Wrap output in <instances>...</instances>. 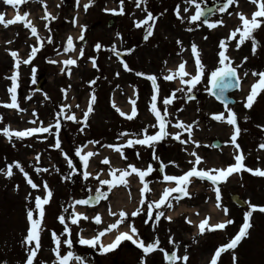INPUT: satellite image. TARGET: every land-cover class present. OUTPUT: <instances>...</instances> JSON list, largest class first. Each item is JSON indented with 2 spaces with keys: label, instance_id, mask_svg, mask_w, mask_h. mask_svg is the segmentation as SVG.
I'll use <instances>...</instances> for the list:
<instances>
[{
  "label": "rangeland",
  "instance_id": "374dc122",
  "mask_svg": "<svg viewBox=\"0 0 264 264\" xmlns=\"http://www.w3.org/2000/svg\"><path fill=\"white\" fill-rule=\"evenodd\" d=\"M209 1L214 0H196V6L197 4L201 6ZM85 4H88V0H79V5H77V0H27L26 3L20 4H7L5 0H0V13L4 14L5 20H14L17 14L23 15L27 12L29 15L25 19L30 20L32 25L37 28V35H33L31 28L26 27L23 21H17L7 27L0 22V117H2L0 129L10 127L12 130L21 131L39 127L41 122H43V126L53 125L51 132L34 133L24 138L13 136L11 140L3 132H0V169L7 171V166L13 165L11 177L0 172V264H5V262L6 264H26L28 250L35 244L33 242L32 245H29L25 242L29 227L27 212L29 209L35 210L37 195L42 198L46 195V190L43 187L45 182L52 190L53 195L51 201L44 205L42 246L34 264H53V261L59 264L53 251L56 247L52 237L53 231L61 238V255H66L69 250L84 258L83 262L73 258L69 264H141L142 257L145 258L146 264H167L164 253L169 254L173 251L180 256H183L186 251L189 257L187 264H210L214 248L225 244L231 238V231L234 233L241 218L242 210L232 204L230 195L240 194L242 196L244 192H247L250 197L254 196L255 203L264 204V192L261 193L258 188L264 187L263 185L258 186L263 184L264 180L251 178L241 173L238 177L224 182L220 187V203L229 209L227 215L222 207L217 206L215 187L199 179H191V183L187 186L190 196L172 193L169 198L172 207L162 205L159 209L154 208L152 219H149L147 215V204L158 200L165 188L176 187L175 181H165L163 177L164 175H183L190 170L193 167L192 162L195 160L193 152L203 158L197 165L198 170L226 169L236 163L235 156L238 149L230 142L231 126L227 129L223 124L224 120L214 119L213 113H221L224 110L210 99L204 91L205 85L203 84L205 75H210L212 70L221 66L218 62H213L214 52L209 51V48L212 46L218 50L217 58L219 59L220 41L226 36L228 37V32L226 35L227 30L218 31L217 29L211 33L203 26L197 28L198 34L193 41L197 44L202 63L205 65L204 75L201 79L203 81L195 87L186 84L184 87H179L180 84L173 82V80L182 82L178 75H175L172 82L165 79L170 74L169 68L174 67L173 65L179 61L176 59L179 41L176 32L180 21L176 20L178 24L176 22L170 24L167 14H165L166 10L178 4V0H165L163 5L162 0H147V3L141 4L140 7L136 6L137 0H124V10L137 18L135 22L142 18V15L146 13L144 9L147 8L148 11H153L156 17L160 14L163 15L162 22L175 34L169 36L160 27L153 30L152 39L144 45V53L141 55V50L134 51L135 55L132 56L131 62H128L133 71L132 74H128L119 62L110 61L114 58L112 47L126 48L128 45L127 35L131 34L129 31L131 19L129 24L125 22L117 27L119 29L128 25L127 28L124 27L118 32L120 35L122 34V37L107 26L113 12L105 9H117L118 12L121 6L120 0H94L87 10L84 8ZM236 4L237 15L243 12L250 18L251 14L257 10V5L251 0H239ZM45 7L47 13L56 16L55 20H52L51 16L47 20L42 18L47 14ZM258 19L264 21V17ZM227 24H229L228 21ZM238 26H242L239 15L233 26L228 27V30H234ZM132 28L135 27L132 26ZM145 29L142 28L140 32H137L139 38L145 34ZM134 31L137 30L134 29ZM81 34L84 36L83 40L79 39ZM133 34L136 35V33ZM239 35L240 33H237V36L232 39L235 40L233 47L235 50L238 49L236 39H239ZM253 35L256 40H261V37L264 40V23L254 30ZM37 36L40 37L39 40ZM49 36L52 37L51 42L47 39ZM69 36L72 37L75 47L73 50L64 51ZM232 40L226 41L227 49H229ZM97 43L102 45L99 50L95 48ZM244 44L245 47H243ZM33 47H37L38 51L31 62L27 64L21 62L18 69L16 96L20 108L24 109V111H20L7 106L11 103L9 91L13 85L11 77L17 71L16 61L11 55V51H17L20 60L23 61L31 54ZM239 48L243 49L244 58L247 57V60L234 62L239 65L238 69L243 73L242 82L244 83L243 90L234 95V99H236L234 109L244 105L252 85L259 79L252 72L264 71V62H261L264 59V46L260 49L256 47V51L253 53L252 39L248 38ZM80 49L84 51L83 56L79 54ZM190 53L193 52L189 51L185 58H190ZM169 57H172L173 62H166ZM69 58L76 59V64L65 65L64 61ZM94 62L95 66H93ZM188 63L194 65L195 71L187 67ZM185 66L188 72L196 73L195 62H187ZM62 68L65 71L62 72ZM69 68L71 74L67 70ZM171 70L172 74H175L176 69ZM140 72L156 76L159 93L155 103L162 115H165L164 98L175 93V98L167 105L165 119L169 123L166 125V130L168 133L179 132L180 140L175 139L172 135H167L162 140L155 142L152 147L140 144L128 146L126 144L128 138L121 136L122 133H125L126 128L122 129L120 123L126 120V116H121L113 107V101L116 100L115 97L117 100H122L121 103L116 102L115 104L128 113L126 98L130 95L134 96V90H137L134 97L138 99L139 111L134 118L135 122L131 123L133 126L130 130L131 138H142L144 129H147L148 134L159 131L155 114L151 110L154 89L144 77L137 78L136 74ZM244 72H247L248 75L244 76ZM41 77H46L48 83L39 94L35 87ZM186 79H190V77L187 76ZM90 81H95V83H90ZM93 92L97 97L93 105L94 111L89 114L85 122L84 113ZM192 94L197 95L198 99L194 102H187ZM66 104L71 107L64 109L65 112L63 111L57 117V113H60L62 106ZM256 106L264 107V94ZM73 113L77 117L75 121L65 119L63 122L66 115ZM57 118L60 121L58 131L61 141L60 148L51 147L56 142L55 121ZM178 120L192 125L191 134L176 127ZM152 125L157 126L152 127ZM66 135H68L67 139ZM190 135L191 139H189ZM215 139L222 142V148L215 149L213 147ZM89 141H99V144L89 143ZM181 141L188 142L182 143ZM192 141H197L198 144H194ZM72 143H75L73 149ZM81 144L86 147H82ZM109 144L121 145L123 155L106 147ZM78 145L81 148V155L88 151L97 153L89 158L86 170L92 175L87 179L83 176V161L78 159L80 155L76 153ZM8 149L14 150L15 153L8 155ZM64 153H67L68 156L66 157ZM154 153L159 159L154 158ZM38 154L39 160H37ZM261 156L246 154L247 165L258 168L260 166L258 163L264 159V156ZM105 157L109 159L110 163L103 162ZM69 159L75 166V171L70 166ZM77 160L80 161L82 168L77 164ZM170 161H174L175 164L169 163ZM16 162H19L32 180L40 185L39 188L31 187L24 173L16 167ZM129 164L142 170L151 164L154 169L145 177V182L148 183L151 191L143 193L146 198L144 205H140L143 183L136 173L125 178L128 181L127 186L119 183L100 184V180L113 179L112 169H128ZM160 166L164 169L162 175L159 174ZM43 169H47V171ZM128 171L131 172V169ZM97 174H99L98 178ZM213 174L215 173L213 172ZM116 175L118 178L119 172ZM71 193L73 194V205L66 203ZM94 193L102 197L99 206L88 208L75 203L78 200L88 199ZM29 194H31V198H28ZM177 196H181L179 202L174 199ZM138 207H142L143 211L137 216H131V213ZM109 208L112 212H116L117 216L110 215ZM120 210H124L129 216L124 223L119 225L118 229L101 237L105 245L108 243L106 240L108 236L118 234L122 229L129 230V225L134 224L145 243L154 241L158 236L161 242L159 247L164 251L157 249L145 256L141 248L137 245L131 246L127 240H124L117 250L113 249L107 254H103L99 251V245L94 248L79 243L80 236L91 238L115 222ZM158 211H163L165 215L160 217L157 222L154 217ZM178 211L180 212L178 213ZM195 211L196 213L193 214ZM75 213H83L88 219L81 216L78 223L73 224L71 217ZM97 214L101 215L99 224L93 220ZM60 215L65 216V224L71 229L70 234L64 232L65 225L61 224L58 219ZM167 216H171L172 219H166ZM206 216L211 217L210 224L229 219L234 222L227 224L224 229L208 230L206 228L205 232L201 234L198 225ZM186 217L192 223H188ZM34 218H38V210L34 211ZM169 237H172L175 243L170 242ZM70 238L73 241L71 248L63 242ZM233 251L236 254L235 264H264V215L255 216V227L249 237L239 248L223 252L218 264H234ZM172 264H184V262L175 261Z\"/></svg>",
  "mask_w": 264,
  "mask_h": 264
},
{
  "label": "snow or ice",
  "instance_id": "6c2138e0",
  "mask_svg": "<svg viewBox=\"0 0 264 264\" xmlns=\"http://www.w3.org/2000/svg\"><path fill=\"white\" fill-rule=\"evenodd\" d=\"M5 2L7 4H20V3H26L27 0H5ZM93 2H94V0H88V4L84 5L85 10H87V8ZM186 2L196 3V0H186ZM234 2L238 3L239 0H226V3L223 4L219 10L221 12L226 11L227 8L230 5H232ZM251 2L257 5V10L251 14L250 18L248 16H246L243 12L238 13L240 20L242 22V26H238L237 28L232 30L228 37L221 39V41H220L219 47L221 50L218 53V55H219L218 63L221 66L215 68V70H212L211 74H210V83L212 84L213 88L219 89V93L213 92L211 88L206 89V91H208L212 95L216 96V98L218 100H221L222 103L224 104V107L227 110L228 115L225 116L224 112L213 113V117L217 121L226 120V122L228 124L235 126L234 134L231 137V143H233L237 149H240V145L237 143V137H238L241 129L237 125V113L231 107H229L228 98L224 95V93H225L226 89L233 86V81H232L233 77H236L235 86L239 87V77L237 76V67H239V65L237 67H232V66H230V64L225 63L226 61H230V59H231L228 55H226V50L228 48V44L226 43V41L232 40L233 38H235L237 36V33H240L239 40L236 44V47L239 48L240 45L245 41V39L251 38L252 43H253V53H255L257 44L259 42L256 40L255 36L253 35V32H254V30L258 29L262 23H264V21L258 19V17H264V0H251ZM146 3H147V0H137L136 6L140 7L141 4H146ZM77 5H79V0H77ZM120 5L121 6L119 8V12L123 13L124 12V7H123L124 0H120ZM105 10L111 11L113 13L117 12V9H105ZM45 11L47 13L46 7H45ZM144 11H146V13H147L146 18L143 20L137 21L136 27H141L142 25H147V34L144 36V39L147 40L148 37L153 34V30L155 27L154 21L156 19H158V17H155L151 11L147 10V8H145ZM184 11L187 12L188 9L185 8ZM176 14L181 19H184L183 17L180 16V12L178 9H177ZM28 15H29V13L25 12L23 15L17 14L14 20H5L4 14L0 13V22L4 23L5 27H7L8 25L13 24L17 21H23L26 27L31 28L32 34L37 35V28L34 25H32L30 20L25 19V17H27ZM202 15H203V10L197 4L195 14H193L189 19H190V21L195 22V21L200 20ZM49 16H51L52 20L56 19V16L52 15L51 13H47L42 18L47 20ZM149 21H152L153 23H149ZM73 22L75 23V20ZM203 23L208 24V26L210 28H213L219 24H223L224 21L223 20H217L214 22H210L209 20L205 19L203 21ZM45 27H47V25H45ZM82 27H84V26H82ZM117 35H120V34L117 33ZM37 39L39 40L40 37L37 36ZM47 39L49 42H51L52 37L49 36ZM79 39L80 40L84 39L83 34H81ZM9 43H11V41H9ZM178 43H181V42L178 41ZM40 46L42 47L43 44L41 43ZM74 47L75 46L73 44V39L71 36H69V38L67 40V45H66L64 51L73 50ZM101 47H102V45L99 43H97L95 45V48L97 50H99ZM191 50L195 56L196 73L192 74V73L188 72L186 70V67H185L187 62L183 61L179 64L178 68L176 69L175 74H172V70L170 69L169 70L170 74L167 75L165 77V79L172 80L175 78V75H178L181 78L182 83H184L186 85H191L192 87H195L201 81V79L204 75L205 65L202 63L200 52H199L198 46L195 42L192 43ZM37 51H38V48L33 47L31 54L28 56V58L26 60H23V61L20 60L17 51H11V55L13 56V58L16 61L15 66H16L17 71L11 77V80L13 81V85L9 89V91L11 93V103L7 105L8 107L17 108L20 111H24V109L20 108V106L17 102V96H16V86H17L16 81H17V78L19 75L18 69H19L21 62H23L25 64L30 63ZM112 51L113 52L117 51L115 46L112 47ZM126 51L131 52V51H133V49H127ZM79 54H80V56L84 55L83 49H80ZM244 59L247 60V57H245ZM51 62L55 63L56 61H51ZM76 62H77L76 59L69 58V59L64 61V64L65 65H74V64H76ZM93 66H95V62L93 63ZM123 66L128 71L132 70L131 68H129L127 63H124ZM67 70H68L69 74H71V69L69 68ZM33 71H35V69H33ZM61 71L63 72V71H65V69L62 68ZM252 74L254 76H258L259 79L257 80L256 83H254L252 85L251 91H250L249 95L247 96V100H246V104H245V107H247V108L252 107L254 98L257 96V94L259 93L260 90L264 89V71H260V72L253 71ZM117 75H119V73H117ZM137 75L145 76L147 74L140 72V73H137ZM247 75H248V73L244 72V76H247ZM186 76L190 77V79H184V77H186ZM147 78L149 80H151L152 85H153V89H154V93L152 95L151 110L155 114L157 124L159 125V131L155 132L154 134H148L147 129H144L143 130L144 134H143L142 138H136V139L129 138L126 141V144L128 146H132L133 144H140V145H146V146L152 147L155 142L162 140L167 135H172L177 140L181 139V134L179 132L168 133L166 130V125L169 123V121H167L165 119V115L167 114V105L170 104L172 102V99L175 98V93H173L170 97L164 98L163 104H164L165 115H162L160 109L157 108V105L155 103L157 100L158 93H159V86L156 83L157 78L155 75H147ZM90 83L94 84L95 81H90ZM177 91H179V89H177ZM188 91H191V89H188ZM192 98L193 97H189V99H192ZM96 99H97V97L95 95V92H93L91 97H90V102L88 104L87 110L84 113L83 119L85 122L87 121L89 114L94 111L93 105L95 104ZM130 101L133 105L131 113H125L122 109H120L115 104V101H113V107L116 108V110L120 113L121 116H126L128 119H132L137 115L136 100L130 98ZM70 107L71 106L67 105V104L63 105L60 113H57V117H59V115L61 113H63L64 109H68ZM77 107H79V106L77 105ZM0 119H2V117H0ZM65 119L75 121L77 119V117L73 113L71 115H66ZM246 119H247V117H246ZM33 123H35V121H33ZM156 126L157 125H152V127H156ZM176 127L180 128L184 131H187L191 134V130H192L191 124H185L183 121L178 120L176 122ZM59 128H60V121L57 118L55 121L56 142L53 145H51V147H54V148H60L61 147V141H60L59 135H58ZM52 129H53V125L50 124L48 126H43V122H41V126H39V127L27 128V129H24L21 131H15V130H12L10 127H5L3 129H0V132H3V134L6 135L11 140V138L13 136H16L19 138H24L26 136H31L34 133L51 132ZM81 131H83V129H81ZM122 135H128V133H122ZM189 139H191V135L189 136ZM181 142L187 143L188 141H181ZM89 143L99 144V141H89ZM192 143L198 144L197 141H192ZM82 147H86V146H82ZM106 147L112 148V149L120 152L121 155H123L122 146L119 144H109V145H106ZM260 148H264V143L260 144ZM76 153H77V155H80V159L83 161V165L85 168L83 176L85 179H87L89 176L92 175V173H90L86 170L87 166H88L89 158L92 157L93 155H96L97 153H94L92 151H88L85 154L81 155V148H77ZM64 155L66 157L68 156L67 153H64ZM137 155H139V153H137ZM153 155H154L155 159H159V157L155 156V153ZM192 155L195 156V160L192 162L193 167L190 170L185 172L183 175H179V176H177V175H164L163 179L165 181H175L176 187L165 188L162 195L160 196V198L158 200H153L147 204V209H148L147 215H148L149 219L153 218L152 212H153L154 208L159 209V208H161L162 205H166L169 208L172 207V204H171L170 199H169L171 197L172 193H180L182 196H190L191 194L187 191V186L191 183V180H190L191 177H197L200 179L207 178V180L211 181L213 185H216L214 191L216 193L217 206L222 207L224 213L227 215L229 212V209L227 207L222 206L220 203V201H221V189L219 187L218 182L226 181L227 177L232 172L240 171L241 169H245V168L247 169V171L253 172L256 175L264 176V170H261L260 168H256V169L247 168V166L243 163L244 157H243L242 151L235 156L236 163L228 166L226 169L221 168V169H214V170H212V169H208V170L199 169L198 170L197 165H199L201 163L203 158L200 157L199 155H197L195 152H193ZM37 160H39V154L37 155ZM103 162L104 163H110V161L107 157H105ZM169 163L175 164L174 161H170ZM69 164H70V166L73 167V170L75 171V166L72 165V162L70 159H69ZM12 167H13V165L9 164L7 166V171H5L4 169H0V172H4L6 176L11 177L13 174ZM16 167H18L19 170L24 173L25 177L27 178V182L31 185V187L33 189L40 187V185L36 184L32 180V178L24 170L23 166L19 164V162H16ZM128 169H131V172H129ZM128 169H112L111 175H112L113 179L112 180H108V179L100 180V184L101 185H113L114 183H119V184H124L125 186H127L128 181L125 178L127 176H130L132 173H136V174H138L140 181L143 183V188L141 190L140 205H144L146 198L144 197L143 193L151 191V189L148 186V183L145 182V177L148 176L150 173H152L154 169H153L151 164H149V166L145 170L137 168L133 164H129ZM43 170L47 171V169H43ZM37 171H40V169H37ZM117 172H119L118 178L116 175ZM213 172L215 174H213ZM98 177H99V174H97V178ZM43 187L46 190V195L43 198L39 195H37L35 197V210H38V218H34V211H35L34 209H29L27 212V220L29 221V227L27 229V235L25 237V242L29 245H32L33 242H35V244L33 247H30L28 250V255L26 257V264H34V260L37 256V253L39 252V250L42 246L41 245V233L44 230L43 226H42L43 225V219L45 216L44 205L49 203V201L53 195L52 190L48 187L46 182L44 183ZM97 191L99 192V190H97ZM101 195H103V194H101ZM28 198H31V194H29ZM180 198H181V196L174 197V199H176L177 202H179ZM99 199H100V195L97 196V200H99ZM89 202L90 201L87 199L75 201V203H77V204H88ZM246 204L248 205L249 210L244 213V222L241 225L238 233L228 243L222 244L221 246H219L216 249L214 255L211 258L210 264H218V260L221 257V254L223 252H226L229 249L234 250L238 246V244L242 240V238H244L245 236L248 235V229L251 227L250 218L252 217V214L254 211L259 210L261 212H264V205L252 204L250 201H247ZM65 211H67V209H65ZM73 211L75 212V209H73ZM141 211H143V208L138 207L135 211H133L131 213V216H137V215H139V213ZM109 214L113 215V216H117V213L112 212L111 208H109ZM164 215L165 214L163 211H158L156 213L154 219L158 222L160 220V217H162ZM81 216H83L84 219H88V217L85 216L83 213H75L71 217L72 223L73 224L78 223V219ZM128 216H129V214L127 212H125L124 210H120L118 213V218L116 219L115 222L109 224L108 227L102 229L101 231L98 232L97 235H95L91 238H85L83 236H80L79 243L81 245H89V246L94 247V248L97 245H99V251L106 253L110 250L115 249L117 246H119L121 244L122 241L128 240V241H131L133 244H136L139 248H141L143 250V252L145 253V256L149 253H152L153 251H155L157 249H159L160 251L163 252L164 250L159 247L161 242H160V239L158 236L155 238L154 241L145 243V240L140 237L138 229L135 227L134 224L129 225V230L119 231L118 234L115 236V239L111 243L105 245L102 242L101 237H103L105 234L111 232L112 230L118 229L119 225L124 223ZM165 218L168 220L172 219L171 216H167ZM58 219H59L61 224L65 225L64 226V232L70 234L71 229L67 226V224H65V216L60 215L58 217ZM210 219H211L210 216H206L202 221H200L198 228H199V231L201 234H203L205 232L206 228L208 230L224 229L227 224H231L234 222L233 220L229 219V220H225V221L218 222L215 224H210L209 223ZM93 220L98 224L101 223V215L97 214L96 216L93 217ZM186 220L188 223H192V221L190 219H188L187 217H186ZM145 222L147 223V220ZM52 237H53V240L55 241V244H56V247L53 249V251L56 254V258H57V261L59 262V264H69V262L73 258H75L77 261L83 262L84 258L80 257L79 255H75L73 251H68L66 255H61V252H60L61 238L59 235H57V233L55 231L52 232ZM169 241L172 243H175V241L172 240V237H169ZM63 242L65 244H67L69 246V248H71L72 243H73V241L71 239H65ZM177 247H178V245H177ZM164 257L169 262L183 261L184 264H187V261L189 259L186 251H185V254L183 256L178 255L177 252H175V251L171 252L170 255L167 252H165ZM232 258H233V262L235 264L236 254L234 251L232 252ZM5 264H6V262H5ZM53 264H56V261H53ZM141 264H146L144 257L141 258Z\"/></svg>",
  "mask_w": 264,
  "mask_h": 264
},
{
  "label": "flooded vegetation",
  "instance_id": "af4514ba",
  "mask_svg": "<svg viewBox=\"0 0 264 264\" xmlns=\"http://www.w3.org/2000/svg\"><path fill=\"white\" fill-rule=\"evenodd\" d=\"M164 1L165 0H162V5L164 4ZM217 1H218L217 5H219L218 11L214 15V17H212V19H210L209 21L214 22V21H217L219 19V20H223L224 23L219 24L213 28H210L208 25L205 24L206 26H208L206 29L207 30L213 29V31H215L217 29H218V31L219 30H222V31L227 30L226 35L228 32V36H229L230 30H228V27L233 26L234 21L237 19V16H238L237 15V12H238L237 4L234 2L232 5H230L227 8L226 11L221 12L219 9L223 4L226 3V0H217ZM196 7H197L196 3H188V2H186V0H178V4H176V8L174 6H172V8H170L169 10H166V12H165V14H167V19L170 22V24L175 23L176 20L180 21L179 25H178L177 32H176V37H178L179 41L181 42V43H178V52L176 54V57H177L176 59L179 60L178 62H183L182 60H186V62H195L194 59L185 58V56L190 51L189 46H190L191 42L196 38V36L198 34V30L196 28V24H198V21L192 22L189 19L193 14H195ZM185 8L188 9L187 12L184 11ZM177 9L180 12V16L183 17L184 19H181L180 17L177 16V14H176ZM145 17H146V14H143L142 18L138 19V20H142ZM115 19H116V25L117 26L115 27L114 32L118 33L120 30H123L124 27L125 28L128 27V25H125L124 27L117 29V27L120 24H124L125 22H127L129 24L130 19H131V23H136L135 20L137 18L133 17L132 15L125 14L124 17L116 16ZM162 20H164V16L161 14L158 15V19H156L154 21V24H155L154 29H157V27L158 28L160 27L167 34H169V36H174L175 35L174 32L171 29H169L165 25V23L162 22ZM227 21L229 22V24H227ZM150 23H153V22L150 21ZM176 23L178 24V22H176ZM144 27H147V25H145ZM129 29H130L129 31L131 32V34H129L128 45L126 48L127 49H133V51H131V52L126 51L125 52L126 57L124 58V62L125 61L131 62L132 56L135 55L134 51L141 50L142 52L140 54L142 55L144 53V45H146L152 39V36H149L147 40L144 39V36L147 34V28H146V33L144 35H141L140 38L137 35V32H140L142 30V28L136 27L135 29L137 31H134L132 26L129 25ZM210 32L212 33V30ZM133 33H136V35ZM209 38H210V36H209ZM260 39L261 40H257V41L259 42L258 45L260 47H262V46H264V40L262 37ZM217 40H218V38H217ZM236 41L238 42V39H236ZM234 45H235V40H232L230 43L229 49L226 50V55H228L231 59H230V61H226V62H243V60H244L243 49L238 48L235 50L233 48ZM243 47H245V44L243 45ZM209 51L214 52V54H213L214 61L213 62H218L219 61V59L217 58L218 50H215L214 48H212V46H210ZM114 56H117L120 59V55L118 52L117 53L115 52ZM117 57H116V59L114 58L112 60V62H116ZM166 62H173L172 57H169L168 61H166ZM261 62H264V59ZM129 68H130V65H129ZM127 73L132 74L133 71L127 70ZM136 76H137V78L138 77H144V76H140L137 74H136ZM144 79L147 82L149 81L145 77H144ZM262 92H264V91H262ZM235 112L237 113V125L241 129V131L237 137V142L240 145L241 151L244 154H246V153L249 155L254 154L255 156L258 154L259 156H261V155L264 156V148H260V144L264 143V107H260V106H255V107H251V108L241 107V108H238ZM246 117H247V119H246ZM250 147H251V149H250ZM258 165H260L259 168H262L264 170V159L260 163H258ZM254 177H261L264 180V176H260V175L256 176L255 175ZM260 185L264 186V183L259 184L258 186H260ZM258 188H259L261 193L264 192V187H258ZM241 197L243 199L250 201L252 204H254V202H253L254 196L250 197L247 192H244V194ZM241 210H242V213H241V218H240L239 223H241V225H242L244 222V213L246 211H248L249 208H245V209H241ZM255 216H256L255 213H253L252 217L250 218V221H251L250 232H252L254 227H255V220H254Z\"/></svg>",
  "mask_w": 264,
  "mask_h": 264
},
{
  "label": "water",
  "instance_id": "95a60500",
  "mask_svg": "<svg viewBox=\"0 0 264 264\" xmlns=\"http://www.w3.org/2000/svg\"><path fill=\"white\" fill-rule=\"evenodd\" d=\"M110 26H112V22L110 23ZM232 81H233V86H232V87H235L236 77H233V78H232ZM45 83H46V81H45L44 79H41L40 82H39V84H38L37 89L40 91V90L42 89V86H43ZM217 90H218V89H216V92H217ZM224 95H225V93H224ZM237 199H238V198L235 197L233 200H234L235 202H237V201H238ZM94 203H95V201H92V202H91V205H93Z\"/></svg>",
  "mask_w": 264,
  "mask_h": 264
},
{
  "label": "bare ground",
  "instance_id": "6f19581e",
  "mask_svg": "<svg viewBox=\"0 0 264 264\" xmlns=\"http://www.w3.org/2000/svg\"><path fill=\"white\" fill-rule=\"evenodd\" d=\"M179 212H180V211H178V213H179ZM195 213H196V211H195L193 214H195ZM194 222H195V221H194ZM114 235H115V234H112V235L108 236V237L106 238V240L109 241V242H110V241H113V240H114V237H115ZM243 242H244V241H243Z\"/></svg>",
  "mask_w": 264,
  "mask_h": 264
}]
</instances>
